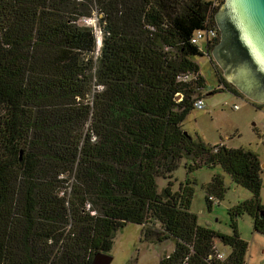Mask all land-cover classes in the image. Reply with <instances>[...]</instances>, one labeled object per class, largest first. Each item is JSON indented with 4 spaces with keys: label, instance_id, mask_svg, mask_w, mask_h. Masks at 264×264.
<instances>
[{
    "label": "trees",
    "instance_id": "obj_1",
    "mask_svg": "<svg viewBox=\"0 0 264 264\" xmlns=\"http://www.w3.org/2000/svg\"><path fill=\"white\" fill-rule=\"evenodd\" d=\"M224 1L0 0V264H94L127 223L146 241H174L158 264H244L238 217L264 234L261 162L182 128L206 87L193 58L219 42L192 38L217 27ZM94 9L100 49L77 23ZM183 158L187 174L219 165L251 193L228 210L232 234L198 223L194 180L173 189ZM224 192L214 174L207 206ZM217 244L230 249L224 259Z\"/></svg>",
    "mask_w": 264,
    "mask_h": 264
},
{
    "label": "rangeland",
    "instance_id": "obj_2",
    "mask_svg": "<svg viewBox=\"0 0 264 264\" xmlns=\"http://www.w3.org/2000/svg\"><path fill=\"white\" fill-rule=\"evenodd\" d=\"M99 17L101 14L94 9L91 17H82L77 21L79 25L92 28L98 41V48L102 45ZM200 44L205 45L202 41ZM99 49L96 48L94 53L95 61L100 54ZM213 49L215 46L208 50L207 55L193 58L205 80L206 87L202 94L204 106L201 109L194 107L183 120L182 128L194 139L199 137L206 144H223L227 147L244 148L256 153L261 162L260 196L264 205V101H254L225 78L221 66L216 61ZM219 78L228 82L238 91L239 95L223 88ZM218 87L222 90L219 89L212 93ZM100 88L92 85V93ZM235 105L236 108H234ZM186 163L187 160L183 158L177 169L173 171V189L177 190L179 183L187 178L194 180V194L190 208L197 215L198 223L223 234H232L228 210L250 198L251 193L234 183L229 174L224 172L219 165L212 167L204 165L187 174ZM214 174H219L223 178L225 192L221 199L214 196L215 200L209 208L206 202L205 185ZM166 184L167 179L157 178L158 191H161ZM237 229L241 238L248 243L244 264H264V234L254 230L250 215L243 214L238 217ZM217 246L226 256L229 254V247L221 244ZM174 248V241L171 239L161 242L144 240L142 225L127 223L115 233L112 249L109 252L112 257L110 264H158L159 260L164 255L173 252Z\"/></svg>",
    "mask_w": 264,
    "mask_h": 264
},
{
    "label": "water",
    "instance_id": "obj_3",
    "mask_svg": "<svg viewBox=\"0 0 264 264\" xmlns=\"http://www.w3.org/2000/svg\"><path fill=\"white\" fill-rule=\"evenodd\" d=\"M215 18L222 41L213 52L225 78L254 101H264V0H225ZM111 260L96 255L94 264Z\"/></svg>",
    "mask_w": 264,
    "mask_h": 264
},
{
    "label": "built area",
    "instance_id": "obj_4",
    "mask_svg": "<svg viewBox=\"0 0 264 264\" xmlns=\"http://www.w3.org/2000/svg\"><path fill=\"white\" fill-rule=\"evenodd\" d=\"M217 36V27L215 26H210L206 29H203V30H199L195 33L194 37L192 38V42L195 43V44H200L201 41L205 43V46H207V43L208 42H213L214 39L216 38ZM208 53V51L206 52ZM195 107L201 109L203 108L204 106V101L202 98H199L195 101L194 103ZM237 106L235 105L234 108H236ZM210 199L212 202H214V198L212 196H210ZM216 255L218 258L220 259H224L226 255H224L223 253L220 252L219 249H216Z\"/></svg>",
    "mask_w": 264,
    "mask_h": 264
},
{
    "label": "flooded vegetation",
    "instance_id": "obj_5",
    "mask_svg": "<svg viewBox=\"0 0 264 264\" xmlns=\"http://www.w3.org/2000/svg\"><path fill=\"white\" fill-rule=\"evenodd\" d=\"M217 27H218V26H217ZM217 38H219V42H218V44L216 45V47H217V46L221 43V41H222V39H221V38H222V35H221V32H220L219 29L217 30V36H216V39H217ZM216 47H215V48H216Z\"/></svg>",
    "mask_w": 264,
    "mask_h": 264
},
{
    "label": "crops",
    "instance_id": "obj_6",
    "mask_svg": "<svg viewBox=\"0 0 264 264\" xmlns=\"http://www.w3.org/2000/svg\"><path fill=\"white\" fill-rule=\"evenodd\" d=\"M207 48V46H205ZM219 249V248H218ZM221 252V251H220ZM222 253V252H221ZM224 254V253H223ZM225 255V254H224Z\"/></svg>",
    "mask_w": 264,
    "mask_h": 264
}]
</instances>
